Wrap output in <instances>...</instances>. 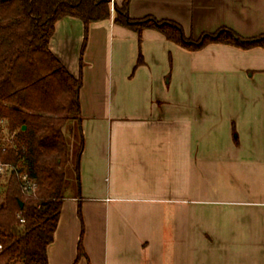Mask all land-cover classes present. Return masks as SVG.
I'll use <instances>...</instances> for the list:
<instances>
[{"label": "crops", "instance_id": "crops-1", "mask_svg": "<svg viewBox=\"0 0 264 264\" xmlns=\"http://www.w3.org/2000/svg\"><path fill=\"white\" fill-rule=\"evenodd\" d=\"M128 14L193 38L264 34V0H130ZM83 35L66 16L48 42L73 76ZM81 76V218L66 194L47 264L74 263L81 223L76 264H264V48L189 51L150 28L138 45L110 17L89 24Z\"/></svg>", "mask_w": 264, "mask_h": 264}, {"label": "trees", "instance_id": "trees-1", "mask_svg": "<svg viewBox=\"0 0 264 264\" xmlns=\"http://www.w3.org/2000/svg\"><path fill=\"white\" fill-rule=\"evenodd\" d=\"M0 0V120L11 136L0 141V162L10 163L35 181L23 192L15 171L5 177L0 198V264H47L46 248L52 242L65 193L66 167L70 161L64 127L77 123L79 143L74 158V194L80 213L79 160L83 148L79 90L89 24L111 17L113 23L136 32L138 43L145 28L195 51L209 43L242 49L264 48V34L244 37L228 27L186 36L182 26L152 15L133 18L130 0ZM76 17L83 23L79 73L73 76L48 47L57 20ZM141 63L138 55L137 64ZM24 127V128H22ZM19 202L22 205H19ZM22 219V221H20ZM83 224L73 264L84 255Z\"/></svg>", "mask_w": 264, "mask_h": 264}, {"label": "rangeland", "instance_id": "rangeland-1", "mask_svg": "<svg viewBox=\"0 0 264 264\" xmlns=\"http://www.w3.org/2000/svg\"><path fill=\"white\" fill-rule=\"evenodd\" d=\"M138 45H139V43H138ZM168 64L171 65V59L169 60ZM169 69H171V66H169ZM168 79H170L169 73L166 74V80H168ZM63 130H64V134L66 136V139H67L68 144H69V149H70V161L66 167V179H65V193L69 194V193H72L75 191L74 190L75 186H74V182H73L74 181V158H75V154H76V151L78 148V143H79V135H78V129H77L76 121L74 119L69 120ZM10 139H11V136L9 135L7 130L0 126V141L3 143H8L10 141ZM4 180H5V178H3V177L0 178V191H1V187L3 186ZM0 198H1V192H0ZM82 237H83V235H82Z\"/></svg>", "mask_w": 264, "mask_h": 264}, {"label": "built area", "instance_id": "built-area-1", "mask_svg": "<svg viewBox=\"0 0 264 264\" xmlns=\"http://www.w3.org/2000/svg\"><path fill=\"white\" fill-rule=\"evenodd\" d=\"M108 2L110 11L112 12L114 0H109ZM0 126L6 129L5 122L3 120H0ZM12 171H15L17 177L19 178L23 192L29 193L34 189L35 181L29 178L25 172H17L16 168L10 163L0 162V178H5ZM20 221H22V219H20Z\"/></svg>", "mask_w": 264, "mask_h": 264}, {"label": "water", "instance_id": "water-1", "mask_svg": "<svg viewBox=\"0 0 264 264\" xmlns=\"http://www.w3.org/2000/svg\"><path fill=\"white\" fill-rule=\"evenodd\" d=\"M22 128H24V127H22ZM19 205L21 206V205H22V203H21V202H19Z\"/></svg>", "mask_w": 264, "mask_h": 264}]
</instances>
